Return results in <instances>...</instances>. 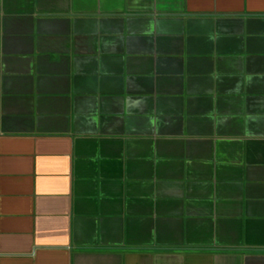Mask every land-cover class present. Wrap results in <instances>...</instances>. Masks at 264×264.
<instances>
[{"label":"crops","instance_id":"crops-1","mask_svg":"<svg viewBox=\"0 0 264 264\" xmlns=\"http://www.w3.org/2000/svg\"><path fill=\"white\" fill-rule=\"evenodd\" d=\"M0 264H264V0H0Z\"/></svg>","mask_w":264,"mask_h":264}]
</instances>
